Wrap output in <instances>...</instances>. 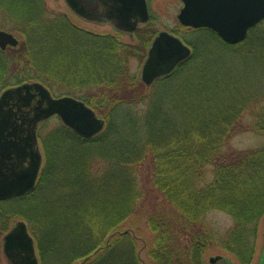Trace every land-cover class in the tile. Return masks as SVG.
Masks as SVG:
<instances>
[{"label": "trees", "instance_id": "1", "mask_svg": "<svg viewBox=\"0 0 264 264\" xmlns=\"http://www.w3.org/2000/svg\"><path fill=\"white\" fill-rule=\"evenodd\" d=\"M0 12L2 28L21 35L17 45L0 48V93L39 81L78 97L105 119L90 138L63 123L39 134L44 161L35 188L0 200V248L2 235L22 219L41 264H142L135 237L122 224L142 209L138 172L145 167L163 201L146 217L153 237L144 240L154 264H212L207 254L213 247L250 264L264 215V143L236 153L224 147L239 130L264 136V20L238 43L209 28L192 29L237 53L242 82L250 85L241 92L238 80L223 76L213 50L196 41H186L190 57L146 85L129 60L145 57L156 33L150 22L135 29L131 44L77 27L66 15L49 13L43 0H0ZM139 103L146 108L133 116L130 106ZM96 161L103 162L99 173ZM55 179L62 194L79 189L71 196L80 207L69 211L77 224L64 221L65 206L52 211L37 201ZM211 211L231 217L223 233L206 223ZM137 220H130L133 227Z\"/></svg>", "mask_w": 264, "mask_h": 264}, {"label": "water", "instance_id": "2", "mask_svg": "<svg viewBox=\"0 0 264 264\" xmlns=\"http://www.w3.org/2000/svg\"><path fill=\"white\" fill-rule=\"evenodd\" d=\"M65 2L77 15L108 22L129 35L149 20L147 0ZM182 2L177 15L181 24L212 29L228 43L244 40L249 30L264 20V0ZM18 42L13 32L0 28L1 49ZM191 52V47L178 35L160 30L150 43L140 79L150 85L171 73ZM52 115H57L63 124L85 138L93 137L105 126V119L83 100L68 94L55 96L39 81L23 82L0 93V200L23 195L36 186L43 162L37 129L40 121ZM2 250L10 264H40L35 239L22 219L4 234Z\"/></svg>", "mask_w": 264, "mask_h": 264}, {"label": "rangeland", "instance_id": "3", "mask_svg": "<svg viewBox=\"0 0 264 264\" xmlns=\"http://www.w3.org/2000/svg\"><path fill=\"white\" fill-rule=\"evenodd\" d=\"M44 7L49 13H56V14H64L68 17L69 21L82 29H85L87 31L96 33V34H110L115 37H118L121 41L125 43H131L135 44L137 42L135 37H131L128 33L120 32L117 29L114 28L113 25H111L108 22H101V21H92L85 19L79 15H77L74 11H72L65 0H43ZM148 3V9L150 13V18L148 22L151 23L152 27L155 29V35L160 30H167L170 32H174L177 34L180 38H182L185 42H192L196 41L198 43V46L201 48H207L212 49L214 52V56H216L217 59V65L220 71L222 72L223 76H226V74H229L231 76L230 80H238L237 85L239 86V89L241 90H247V88H250L249 84L243 83L242 81H245V78L243 77L244 73V67L243 62L238 60V55L235 51H226L221 44L215 42L212 37L206 36L203 32H196L193 31V27H188L183 24H181L178 20V13L183 6L182 0H147ZM3 14L0 12V21L3 20ZM144 25V24H143ZM142 26V25H141ZM0 28H2V25H0ZM5 29V28H4ZM8 30V29H6ZM11 31V30H8ZM13 32L18 39L20 40L21 35L15 31ZM154 35V36H155ZM153 39V38H152ZM152 41V40H151ZM151 43V42H150ZM150 46V45H149ZM149 48V47H148ZM148 51V49H147ZM147 55V52H146ZM145 55V57H146ZM144 58H136L132 57L129 60V67L130 71L135 73L138 77H140V70L141 66L143 64ZM206 57V56H205ZM204 63L206 62L205 59ZM184 78L189 79L192 78V75H187ZM62 91L55 90L53 92L54 95H61ZM146 108L145 103H139L135 104L133 106H130L131 112L134 115L141 114ZM249 113V112H248ZM174 115H179V112L176 110L174 111ZM244 118L246 120L251 119L252 117L250 114H245ZM122 119L121 113L119 114V120ZM62 123L60 118L57 115L50 116L49 118L45 119L43 122L39 124V134H44L45 132L53 129L55 126ZM144 130H141L143 132ZM264 143V136L254 132L253 130L247 129V130H239L235 132L225 143L224 150L230 151L232 153L241 152L248 148L259 146ZM39 146L42 150V144L41 140L39 139ZM76 150L78 154H81L83 150H80L79 146L75 145ZM103 162L96 161L93 164V170L96 173H99L102 170ZM138 179H139V187L144 193V198L141 200L142 202V209L138 213L139 215L135 214L132 215V218L135 217L137 220V227H133L131 225V219L126 220L123 222L122 227L124 230L128 231L132 236H134L136 244H137V250L139 257L141 259L142 264H154V261H152L148 255V247L145 243V240H150L153 237V233L150 231L149 227L146 223V217L150 212L153 210L154 207L157 206V202L163 203L162 199L158 196L159 194L157 191H155L149 182H147V176H146V168L144 167L138 172ZM56 184L57 180L55 179L50 183L47 189H44L42 192L38 194L37 201L42 203L44 206H47L48 209L54 210L57 208L58 205H63L65 208H68L64 210V221L69 224H77L79 219L78 217H75V220L72 219V212H69L70 209L73 206L80 207V202L76 203L78 199H75V197L71 196L73 192L79 191V189L74 188L73 191L71 190H65L62 194L61 191L56 190ZM39 204L37 205V208H39ZM38 214V213H37ZM36 214V215H37ZM35 215V216H36ZM38 221H41L38 216H36ZM17 220V219H16ZM15 220V221H16ZM13 221V222H15ZM139 221V222H138ZM206 223L210 228H215L219 233H223L226 231V229L230 226L232 223V219L229 215L226 213L220 212V211H211L207 214ZM12 226V224H11ZM136 232L139 234V232H142L143 235L139 236L136 234ZM3 238V235H2ZM145 239V240H144ZM36 252L40 261V254L38 252V249L36 247ZM209 255L215 257L217 255H220V259L215 261L212 264H229V261H232V264H238L236 260L231 256L229 252H227L224 249L221 248H215L213 247L211 251L207 254V257ZM41 263V262H40ZM0 264H10L2 250V242H1V248H0ZM250 264H264V215L260 219L258 224V233H257V240H256V247L255 252L253 255V259Z\"/></svg>", "mask_w": 264, "mask_h": 264}, {"label": "flooded vegetation", "instance_id": "4", "mask_svg": "<svg viewBox=\"0 0 264 264\" xmlns=\"http://www.w3.org/2000/svg\"><path fill=\"white\" fill-rule=\"evenodd\" d=\"M27 109H29V108H27ZM16 120H19L18 118H16ZM218 259H220V258H218ZM218 259H216V260H214V261H212V263H214L215 261H217ZM229 264H231V261H229Z\"/></svg>", "mask_w": 264, "mask_h": 264}, {"label": "bare ground", "instance_id": "5", "mask_svg": "<svg viewBox=\"0 0 264 264\" xmlns=\"http://www.w3.org/2000/svg\"><path fill=\"white\" fill-rule=\"evenodd\" d=\"M17 220H19V219H17ZM17 220H16V221H17ZM16 221L12 223V226L16 223Z\"/></svg>", "mask_w": 264, "mask_h": 264}]
</instances>
